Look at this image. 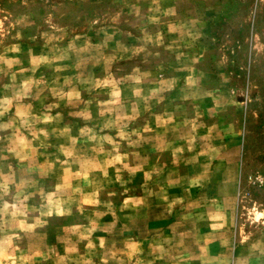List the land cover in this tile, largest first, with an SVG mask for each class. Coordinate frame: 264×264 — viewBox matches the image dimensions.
Wrapping results in <instances>:
<instances>
[{"label": "rangeland", "instance_id": "1", "mask_svg": "<svg viewBox=\"0 0 264 264\" xmlns=\"http://www.w3.org/2000/svg\"><path fill=\"white\" fill-rule=\"evenodd\" d=\"M159 1L0 0V123L15 122L14 129L0 132V170L7 174L11 167L15 179L4 199L26 211L17 220L36 224L5 231L18 238L12 248L5 246L3 264L185 263L174 250H154L153 257L146 242L141 252L134 240L149 230L145 219L157 204L151 186L164 188L162 179L149 178V170L169 163L162 155L151 161L149 148L140 153V144L152 126L167 120L171 105L183 104L171 96L172 87L182 85L181 76L171 75L184 68L172 61L185 57V0H173L175 7ZM215 1L207 0V8H216ZM214 11L207 23L217 44L226 43L229 64L223 70L231 72V88L241 103L233 232L244 252L254 245L247 256L259 262L264 0H226ZM13 131L16 141L10 143L6 137ZM21 137H27V146ZM18 194L19 200L29 198L19 204L13 199ZM160 195L161 205L167 204L171 196ZM135 197L141 209L135 210ZM180 244L175 248L185 242Z\"/></svg>", "mask_w": 264, "mask_h": 264}, {"label": "crops", "instance_id": "2", "mask_svg": "<svg viewBox=\"0 0 264 264\" xmlns=\"http://www.w3.org/2000/svg\"><path fill=\"white\" fill-rule=\"evenodd\" d=\"M225 1L216 0L214 9ZM159 2L175 7L173 0ZM214 9L207 8V0H185V57L172 61L184 68L182 73L171 75V79L181 76L182 85L173 86L171 96L183 104L171 105L167 120L152 126L149 137L140 144V153L144 146L149 148L151 161L162 155L169 163L166 168L157 164L149 170V178L162 179L164 191L160 185L151 186L150 194L157 204L150 205V216L145 219L149 233L144 231L134 238L135 248L143 252L146 242L153 248V257L174 250L180 254L176 257H184V264H205L206 259H215L216 264H264V239L260 243L263 250L255 253L260 261H252L247 255L254 245L244 252L233 232L241 103L231 88V72L223 70L229 64L223 52L226 43L217 44L207 23L216 13ZM163 127L165 133L160 132ZM161 192L171 196L165 205H161ZM134 202L135 210L141 209L136 197ZM180 202L185 205L180 206ZM180 242L185 244L175 248ZM199 258L203 259L200 263L194 261Z\"/></svg>", "mask_w": 264, "mask_h": 264}, {"label": "clouds", "instance_id": "3", "mask_svg": "<svg viewBox=\"0 0 264 264\" xmlns=\"http://www.w3.org/2000/svg\"><path fill=\"white\" fill-rule=\"evenodd\" d=\"M4 104L11 105V100L6 99L3 101ZM4 112L0 111V116H3ZM51 120V117H45V122H48ZM27 120H24L22 123V126H27ZM15 122L10 120L7 123H0V132H6L10 129H14ZM44 134V133H41ZM6 139L10 143H14L16 141V133L13 131L12 135L6 137ZM92 139H95V136L92 137ZM20 144H23L27 146L29 144V141L27 140V137H21L20 138ZM14 155L19 156V152L14 151ZM12 169L11 167L8 168V173H4L2 170H0V257H3L5 255L6 248H12V241L17 239L18 237L14 234L5 235V231L11 233L14 231L15 227L20 226L26 229H33L36 227V224H27L26 219H20L17 220L18 216H25L27 215L26 211L21 212L18 208L17 203H8L4 197H6L9 193V187L10 185L15 184L14 176L11 175ZM22 185L24 182H21ZM29 197L25 195L23 197V200H19V194L17 197H14L13 199H16L19 204H23L24 201H26ZM48 215H51L52 212L49 211L47 213ZM58 214H63V210L58 208ZM7 217V219H6ZM0 264H3V260L0 259Z\"/></svg>", "mask_w": 264, "mask_h": 264}]
</instances>
